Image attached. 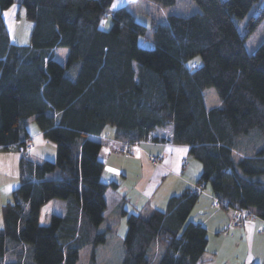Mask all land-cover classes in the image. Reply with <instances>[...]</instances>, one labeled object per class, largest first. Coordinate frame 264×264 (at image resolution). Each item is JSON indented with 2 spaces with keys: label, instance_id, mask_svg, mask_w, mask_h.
I'll use <instances>...</instances> for the list:
<instances>
[{
  "label": "trees",
  "instance_id": "obj_1",
  "mask_svg": "<svg viewBox=\"0 0 264 264\" xmlns=\"http://www.w3.org/2000/svg\"><path fill=\"white\" fill-rule=\"evenodd\" d=\"M113 1L19 0L33 29L29 45L18 46L3 19L14 0H0V150L17 152L30 141V120L56 146L54 162L19 161L20 184L1 214L0 264H77L86 249L88 264H100L105 193L119 186L101 181L104 144L113 154L177 147L201 167L194 185L164 209L129 214L121 264L154 257L157 264H211L216 249L206 227L189 222L206 188L221 210H248L264 225V43L253 54L245 47L264 18V0H192L200 13L149 28L120 8L107 31ZM150 1L171 7L177 0ZM245 20L242 36L236 22ZM59 48L68 50L64 63L55 60ZM197 57L200 66L186 67ZM208 88L220 101L209 110ZM56 202L63 213L50 211Z\"/></svg>",
  "mask_w": 264,
  "mask_h": 264
},
{
  "label": "rangeland",
  "instance_id": "obj_2",
  "mask_svg": "<svg viewBox=\"0 0 264 264\" xmlns=\"http://www.w3.org/2000/svg\"><path fill=\"white\" fill-rule=\"evenodd\" d=\"M263 6L264 1L261 2V7ZM120 8H126L129 10L135 17V21L147 28L151 27L153 22L165 24L167 17L170 15L188 17L200 13V9L192 0H177L176 4L171 7H164L150 0H114L107 11L105 22L102 23V28H104V30H109L111 27V15ZM257 10L258 9H253L250 14H253L256 17L258 14ZM3 19L10 32L11 42L18 46L29 45L33 23L27 20L24 8L20 6L19 0H14L13 5L3 12ZM246 20L236 22L240 32L242 33V36H246ZM139 43L143 46V48H153L151 40L140 38ZM263 43L264 18L259 22L257 27L246 36L245 47L248 53L253 54ZM67 54V49L59 48L55 51V60L60 63H64ZM200 65L201 59L199 57L194 58L186 63V67L188 68L198 67ZM203 98L205 108L208 110L220 106L218 94L213 88L205 89L203 91ZM108 129L110 128L107 127L103 134L104 137L108 135ZM37 131V125L33 120H30L28 124L29 135L31 134L32 138L37 137ZM33 144V152L35 155L45 158L47 162L55 161L56 146L54 143L45 140L43 137H37L33 139ZM146 147L147 146L142 148L146 149ZM121 148L125 149L123 147ZM108 150L109 148H107L104 144L102 147L103 157H98L100 161L103 160L104 162V160L107 158L114 156V158L110 159V161L113 160L112 165L110 167L106 165V167L103 169L101 181L104 184H107V178L118 183L122 181V177L120 176L122 173V161H125V172H127L129 165H131L132 170H135L136 167H139L140 163H143L144 168H146L145 162L148 157L144 150L140 149L139 155H131L129 154L128 150H124L123 154H113V150ZM183 156L186 158V155ZM181 158L182 154L176 153L173 159V164L175 165L179 163ZM149 161H151L150 157ZM40 163L41 162H39V164ZM56 175L57 173H54L49 175L48 178H54ZM127 175L129 177L128 183H121V187L118 186L114 192L122 195L127 191L129 196L134 194L133 192H137L140 195L141 192H139V189L137 188L134 190L131 184V181L134 180L133 174L127 173ZM158 179L159 177H154L151 181L146 179L141 180L140 187L144 190V194L150 197L154 194V197L149 199L146 204L138 201L137 205L140 209L138 211H133L134 213H144V209H149L151 213V211L156 208L161 194L165 191L167 185L172 181L171 176H169L159 184L156 190H154L156 181ZM19 184L20 173L18 155L14 152L0 150V228H3V220L1 215L2 209L5 205L12 202V192L18 189ZM108 208L107 211H105L106 221L101 224L99 228L102 232L106 233V242L104 244L98 245L95 248L96 260L100 264H121L123 258V242L127 234L126 221L127 217L129 216V202L120 206H113L110 211ZM52 209L55 213L60 214L64 211V205L56 202L53 204V208L51 205L50 211ZM216 210L220 211L218 209ZM245 222L246 221H244V223ZM249 223L250 221H247V223L243 226H233V231L229 233L222 231L220 234H218L220 238L226 240L220 250L218 248L216 249V257L212 259L211 264H264V234L260 231L261 229L258 230V228L254 229L253 226H249ZM110 229L113 231H109ZM9 246L11 248L16 247L14 244H9ZM18 249L19 247L15 250L17 251ZM155 249L156 247L152 249V252ZM91 250L92 249H86L82 251L77 264H88ZM208 254L211 253L206 252L203 257L207 259L211 258ZM6 258L8 261H10L14 260L15 257L13 254L7 252ZM156 260V257L153 259L151 258L149 264H157Z\"/></svg>",
  "mask_w": 264,
  "mask_h": 264
},
{
  "label": "crops",
  "instance_id": "obj_3",
  "mask_svg": "<svg viewBox=\"0 0 264 264\" xmlns=\"http://www.w3.org/2000/svg\"><path fill=\"white\" fill-rule=\"evenodd\" d=\"M37 132L38 134L36 135L38 138L43 137L42 134L39 132V130ZM30 137H31L30 141L32 144V148L29 151L30 158L36 163L47 161L45 158H41L35 155V153L33 152L34 151L33 139L37 137L32 138L31 134ZM142 147L145 146L142 145L140 147H136L132 149L133 151L131 155H139L140 149ZM141 150H144V152L147 153L148 159L145 162L146 168H144L143 163H140V166L136 167L135 170H132L131 165H129L127 172H125V161H122V167H121L122 173L120 174V176L122 177V181L118 183L109 180V178H107L106 180L107 183L113 182L121 187V183H128L129 177L127 173H132L134 180L131 181L132 182L131 184L134 190L138 188L141 194L139 195L137 192H133L134 194L129 196L126 191L124 194L119 195L118 193L114 192L115 190L112 189L107 190L105 193V200H106L107 208L109 203V208H108L109 211L113 206L116 205L120 206L122 204H126L127 202H129L130 208L128 213L133 214L134 213L133 211H138L140 209L137 205L138 201L142 202L143 204H146V202L149 201V199H152L154 197V194L151 197L146 196L144 194V190L141 189L140 187L141 180L146 179L148 181H151L154 177H159V179L156 181L155 184L156 186L154 188V190H156L159 184L164 181V179L171 176L172 181L167 185L165 191L161 194L159 203L156 206V208L158 209L161 208L164 209L165 204L170 197L178 196L181 194L183 190L187 188H191L201 173V167L196 162L191 161L188 162L186 165V161L189 160V157L186 155L187 152L184 149L179 150L177 149V147H172V146H162L160 148L157 146H149L146 147V149H141ZM108 151H112V148L109 147ZM176 153L182 154V158L179 163L174 165L173 159ZM183 155H186V158ZM100 156L103 157L102 151L100 152ZM149 157H158L160 159V164L157 167H152L149 161ZM112 158H114V156L104 160L105 165L110 167L113 161V160L110 161V159ZM18 160H19V156H18ZM183 165H185V167ZM122 197H125V200H122ZM212 197L213 196L211 191L207 188L203 193L199 195L198 202L190 214L189 222L201 223L204 227H206L208 232V238L210 240V247L214 249L218 248L220 250L226 239L220 238L218 234H220L222 231H224L225 233H229L233 231L232 230L233 226H243L244 224L247 223V221L245 223L243 222L239 225H236L235 218L237 213L232 210L217 211L212 206ZM104 216H106L105 213ZM249 221H250L249 226H253L254 229L258 228L259 230L264 226L263 222L256 217L249 219L248 222Z\"/></svg>",
  "mask_w": 264,
  "mask_h": 264
},
{
  "label": "built area",
  "instance_id": "obj_4",
  "mask_svg": "<svg viewBox=\"0 0 264 264\" xmlns=\"http://www.w3.org/2000/svg\"><path fill=\"white\" fill-rule=\"evenodd\" d=\"M153 164H154V165H156V164H157V161H156V160H154V161H153ZM245 213H246V212H245Z\"/></svg>",
  "mask_w": 264,
  "mask_h": 264
}]
</instances>
